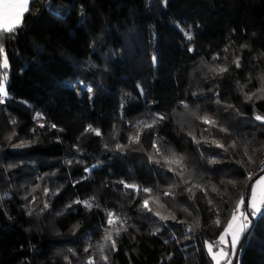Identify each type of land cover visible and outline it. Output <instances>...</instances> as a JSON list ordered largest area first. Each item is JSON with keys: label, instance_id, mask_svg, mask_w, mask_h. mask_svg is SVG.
<instances>
[{"label": "trees", "instance_id": "1", "mask_svg": "<svg viewBox=\"0 0 264 264\" xmlns=\"http://www.w3.org/2000/svg\"><path fill=\"white\" fill-rule=\"evenodd\" d=\"M32 7L24 26L3 41L10 98L0 105V264H86L89 258L104 264L97 247L108 227L104 212L72 204L93 195L128 218L119 251L105 249L110 264H212L204 241L218 238L264 154V125L254 119L264 115V100L243 95L259 94L264 76V0H37ZM234 56L240 68L231 63ZM217 64L228 65L229 73L214 76L209 67ZM217 92L239 112L217 105ZM37 113L45 119L37 121ZM156 114L167 118L145 130L143 149L117 150L137 122ZM205 114L228 133L204 132L208 126L196 117ZM189 131L225 145L235 141L237 148L197 145ZM150 136L186 157L191 184L149 161ZM245 145L250 154L258 149L256 163L241 167ZM120 179L152 188L166 208L150 206L177 220L137 211L140 198L125 194L131 190L114 183ZM192 184L207 186L208 197L193 188L190 199ZM173 185L175 199L163 196ZM45 187L57 194L44 196ZM217 213L220 227L213 223ZM156 228L160 233L152 235ZM237 252L238 264H264V219L253 221Z\"/></svg>", "mask_w": 264, "mask_h": 264}, {"label": "snow or ice", "instance_id": "2", "mask_svg": "<svg viewBox=\"0 0 264 264\" xmlns=\"http://www.w3.org/2000/svg\"><path fill=\"white\" fill-rule=\"evenodd\" d=\"M37 0H0V105L5 104L7 100L10 98V93L8 91V79L10 72V64L8 55L5 49V45L3 43L5 38H11L15 36L20 28L24 26L26 16H30L33 7ZM167 0H165V4ZM183 31V29H181ZM185 38L189 41L194 39V36L189 32H184ZM242 47H248L247 45H242ZM189 51H195V47H190ZM224 52H228V47L223 49ZM221 57L219 54L213 56V60H219ZM225 60L228 59L227 56L224 57ZM153 61L155 62V57H153ZM231 63L235 65L236 68L241 67V60L239 57L234 56ZM209 71L214 74V76L223 77L224 74L229 73V66L226 64H217L215 66L209 67ZM261 87L258 93H243L246 101H252L255 97L256 100H264V76L260 77ZM82 83V82H81ZM241 90L246 87V85H239ZM91 92V88L87 89ZM141 94H143V89H141ZM214 102L217 105H221L226 109H235V105L229 104L226 101L220 98L219 92L215 93ZM183 103V102H182ZM184 108H188L186 103L183 104ZM239 112V109H235ZM167 117L164 114H156L154 118L148 121H139L134 126V131L128 135L127 143L125 144H117V150H124L127 148L133 147V145L139 146L140 149H143V144L141 143V136L144 134L145 130L155 129L156 126L163 122ZM203 124L208 127L205 128L204 132L211 133V129L215 128L219 132L228 133V129L222 127L219 122L205 114L202 116L196 117ZM37 121L44 120L42 114L37 113L35 116ZM254 119L259 121L262 125H264V115L259 113L254 115ZM15 124V121H12ZM43 123L40 124V127H44ZM51 128H56L55 124L50 125ZM62 131V129H60ZM35 131V129H33ZM87 132L93 133L96 136H102L103 133L98 128H93L92 126H88ZM188 135L191 136L192 141L197 145L204 143L209 146H214L216 148L222 149L224 152H228L229 148L236 149L237 144L233 141L229 145H225L219 139L204 137L203 133L201 138L198 139L194 132L189 131ZM150 149L148 150V159L150 162L163 166L166 168L168 172H172L175 176L180 177V179L184 180L185 184H191L192 181L190 179H186L184 176V172L187 169V164L185 163L186 157L183 154L177 153L171 149L170 146L162 145L161 138L150 136L149 137ZM24 144H17L15 147H25ZM243 156L247 158V161L241 159L238 160L237 163L240 164L241 167H246V164H255L256 161L253 160V154L258 151V149H253L250 154L249 148L247 145L243 147ZM203 155V153H201ZM71 164V161H68ZM208 163L216 164L218 163L215 159H209ZM96 167V165H93ZM260 172H264V160L259 162ZM86 171L90 174L91 169H86ZM52 173L51 175H54ZM252 173L249 172L247 175L248 180H252ZM87 179V177H84ZM80 181H76L75 183H79ZM114 183L122 186L123 190H131V192H126L125 194L134 195V197L140 198V204L137 207V211H145L147 213H151L152 216L157 217L160 221H164L165 223L169 220L176 221V215L168 211L167 214H163L160 211L154 210L150 204L154 203L159 208L165 209L166 205L161 202V195L155 194L154 190L150 187H143L136 183L126 182L123 179L117 180ZM174 187L170 186L169 190H166L162 193L163 196L172 197L175 199V193L171 190ZM193 188L198 189L199 191L204 193L205 197H208V187L200 184H192V187L186 189L188 193H190V199H195V192ZM210 190L217 195H220V189H218L215 185H212ZM32 191H36L35 188ZM143 193V196H141ZM57 193H50L48 188L43 189V195H55ZM27 199L28 197H23ZM36 197H33V203L35 202ZM134 202V201H133ZM209 205L213 204L212 199L209 197L207 200ZM72 204H78L83 206L88 211H92L93 208L100 209L104 212L106 217V224L108 227L104 230V234L102 237L103 243L97 245L100 252V260L104 262V264H110V258L108 255L104 254L105 249L108 248L112 252L119 251L118 240L122 232H128V218L126 216H122L117 214V212L107 209L103 205H101L95 195L91 196L87 200L76 199L72 201ZM44 208L49 207V202H43ZM72 205L69 204L68 207ZM188 215H192V213L187 209H182ZM31 216L33 213L31 210L27 213ZM256 219H264V175H260L252 185L249 194V200L247 203V207H245V198L243 195L236 201L234 207L231 210L230 216L224 224L222 231L220 232L218 238L212 242L207 240L204 241V245L206 247L208 255L211 257V260L214 264H233V260L237 258V248L241 243L242 238H245L246 234H250V229L253 225V221ZM179 223H185V221L180 220L177 221ZM213 223L217 226H221V220L219 218V214L217 213V218L213 221ZM161 229L156 228L152 231V235H158ZM191 232L192 229L189 228L187 230ZM186 239H191V237H185ZM173 240H177L175 234H173ZM177 242H179L177 240ZM164 243H169V241H164ZM87 251V249H85ZM169 260L172 259V256L169 255ZM86 264H97L95 258H89Z\"/></svg>", "mask_w": 264, "mask_h": 264}, {"label": "crops", "instance_id": "3", "mask_svg": "<svg viewBox=\"0 0 264 264\" xmlns=\"http://www.w3.org/2000/svg\"><path fill=\"white\" fill-rule=\"evenodd\" d=\"M256 179V178H255ZM254 179V180H255ZM251 186H252V182H251V184L249 185V188H248V190H247V193H246V195H245V207H247V203H248V200H249V194H250V188H251Z\"/></svg>", "mask_w": 264, "mask_h": 264}, {"label": "rangeland", "instance_id": "4", "mask_svg": "<svg viewBox=\"0 0 264 264\" xmlns=\"http://www.w3.org/2000/svg\"><path fill=\"white\" fill-rule=\"evenodd\" d=\"M258 177H259V176H258ZM258 177H257V178H258ZM257 178H256V179H257ZM256 179H255V180H256ZM255 180L250 181V182H252V185L254 184ZM251 187H252V186H251ZM250 189H251V188H250ZM249 192H250V191H249ZM210 258H211V257H210ZM238 263H239V252H237V258L233 260V264H238ZM212 264H214L213 261H212Z\"/></svg>", "mask_w": 264, "mask_h": 264}, {"label": "built area", "instance_id": "5", "mask_svg": "<svg viewBox=\"0 0 264 264\" xmlns=\"http://www.w3.org/2000/svg\"><path fill=\"white\" fill-rule=\"evenodd\" d=\"M261 160H264V154L262 155L260 161H261ZM260 161H259V162H260ZM255 174H257L258 176H260V175H264V172H260V169H259V163H258V166H257V169H256ZM258 176H257V177H258Z\"/></svg>", "mask_w": 264, "mask_h": 264}, {"label": "water", "instance_id": "6", "mask_svg": "<svg viewBox=\"0 0 264 264\" xmlns=\"http://www.w3.org/2000/svg\"><path fill=\"white\" fill-rule=\"evenodd\" d=\"M251 181H252V180H251ZM249 183L251 184V182H249ZM250 184H248L247 188L249 187Z\"/></svg>", "mask_w": 264, "mask_h": 264}]
</instances>
